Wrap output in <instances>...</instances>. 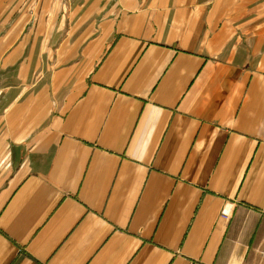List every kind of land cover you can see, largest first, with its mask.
Instances as JSON below:
<instances>
[{"label": "crops", "instance_id": "obj_1", "mask_svg": "<svg viewBox=\"0 0 264 264\" xmlns=\"http://www.w3.org/2000/svg\"><path fill=\"white\" fill-rule=\"evenodd\" d=\"M263 205L264 0H0V264H264Z\"/></svg>", "mask_w": 264, "mask_h": 264}, {"label": "built area", "instance_id": "obj_2", "mask_svg": "<svg viewBox=\"0 0 264 264\" xmlns=\"http://www.w3.org/2000/svg\"><path fill=\"white\" fill-rule=\"evenodd\" d=\"M231 209H232L231 204L225 206L221 211V216L227 218L230 215ZM261 212L264 214V205L261 209Z\"/></svg>", "mask_w": 264, "mask_h": 264}]
</instances>
